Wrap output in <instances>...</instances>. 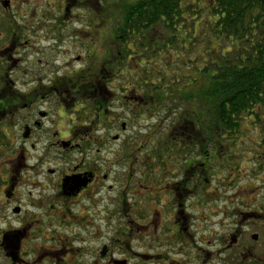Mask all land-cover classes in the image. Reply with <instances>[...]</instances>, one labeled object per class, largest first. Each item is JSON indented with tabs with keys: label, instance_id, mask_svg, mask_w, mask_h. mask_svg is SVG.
<instances>
[{
	"label": "flooded vegetation",
	"instance_id": "flooded-vegetation-1",
	"mask_svg": "<svg viewBox=\"0 0 264 264\" xmlns=\"http://www.w3.org/2000/svg\"><path fill=\"white\" fill-rule=\"evenodd\" d=\"M60 1L54 19L44 4L39 17L32 0H0V264H264V209L230 197L231 211L210 210V178L226 169L213 167L231 153L185 146L189 128L168 146L130 144L139 104L157 114L145 91L156 84L116 81L111 53L93 64L90 47L81 70L49 63V22L60 47L66 16L95 10Z\"/></svg>",
	"mask_w": 264,
	"mask_h": 264
},
{
	"label": "trees",
	"instance_id": "trees-1",
	"mask_svg": "<svg viewBox=\"0 0 264 264\" xmlns=\"http://www.w3.org/2000/svg\"><path fill=\"white\" fill-rule=\"evenodd\" d=\"M110 4L121 6L112 30L119 53L113 73L132 55L145 61L142 72L146 73L148 61L160 57L166 45H172L176 54L188 51L184 49L186 41L180 42L182 37L191 40V50L205 41L203 37L209 47L214 41L220 43L214 54L206 52L208 60L198 69L206 83L194 80L196 86L187 91L165 86V77L155 74L148 80L130 75L133 82H156L146 87L163 93L156 98L155 112H172L173 107L180 111L179 123L193 128L187 134L191 145H204L205 139L209 146H223L225 139L235 145L242 128L250 125L255 131L261 129L257 146H264V0H117ZM99 6L101 0H96L95 10ZM206 14L209 19L196 37V24L205 20ZM173 97L176 102L172 106ZM161 142L171 144L167 138Z\"/></svg>",
	"mask_w": 264,
	"mask_h": 264
},
{
	"label": "rangeland",
	"instance_id": "rangeland-1",
	"mask_svg": "<svg viewBox=\"0 0 264 264\" xmlns=\"http://www.w3.org/2000/svg\"><path fill=\"white\" fill-rule=\"evenodd\" d=\"M24 1L25 0H18L19 3H23ZM113 1L117 0H108V2H105V0H101V6L94 10L93 15L90 10L86 9L83 6L75 7L66 16V24L63 25L60 30V32L64 33V36L68 39L60 47L58 43H55V38L57 37L56 34L58 32L56 29L57 26L54 25V23L49 22L48 40L42 41L40 43L42 49L47 52L46 55H48L47 59L49 63L53 66L61 67L68 66L67 64L70 61H74V70H81L82 68H84V65L76 61V57L78 54H87V52L89 51L88 47H90V51L92 52L91 60L93 64L96 63L98 65L100 62L106 60L110 53L112 66L113 61L118 64L119 53L117 51V45H115L114 43L115 37L112 36V39H108V41H106L111 47H109L105 42L106 28H112L113 30L116 17L119 14V9L121 8L119 4H110L113 3ZM32 3L33 10L39 9V17H42L43 13V8H40L39 4H44L45 11H47L48 14L52 15L49 16V18L53 17L54 19L58 18V15H60L61 13V6H63V3L60 0H32ZM92 19L94 25L92 26L91 30H89L86 23L91 22ZM208 19L209 14H206V19L196 24V37H199V35H201L202 25L204 21ZM85 31H87L88 34L85 33ZM203 40L208 42L207 37H203ZM184 41H186L184 44V49H188V51L181 50L176 54V50L172 45H166V50H164L159 55L160 57L148 61L149 67L146 68V73L142 72L145 61L141 60V58L137 56H129V62L125 61L122 69L119 72L117 71L120 75L118 78H116V81H118L117 79H120L121 76H123V78L125 80H128L130 83L141 84V82H133L130 80H132V77L135 78L137 76L143 78L144 80H148L152 74H155L157 78L165 77L163 79V84L165 86H178L183 89V92L187 91V88H189V86H196L194 80H199L200 83L202 82L205 84V78L200 73H198V69L202 67L203 61L206 62L208 60V55L206 54V52L209 51L214 54L217 51V47L220 45V43L219 41H214L212 46L209 47L208 43H205L204 41L203 43H198L195 48L192 47L191 50V48L189 49L191 40L182 37L180 39V42L183 43ZM100 58L101 60H98ZM94 59H96L97 62H94ZM145 74L149 76L145 77ZM142 83L151 84V82L146 81H143ZM129 87L131 89H137L136 87H133L131 85ZM148 87L151 88L153 86L149 85ZM145 91H147V88H145ZM150 91H153L155 93V104H159V102L157 101L159 97L157 96L159 94L162 95L163 93L158 89H150ZM144 97L146 99V93ZM173 98L174 101H172L171 105H175L176 102L175 97ZM145 102L146 101L141 102L137 109V111L141 112L140 114L144 117L142 119H138V124L135 123L134 126H132V130L135 133L129 136L134 137V141L130 144H134L135 141L136 145L139 144L143 137H145V141H143V144L146 147L155 144L166 145V143L163 144L161 142V139L163 138H167L173 143L176 138L182 139V135L184 134L183 130H185L187 126H190L191 124L183 126V123H179L180 120H177V118L181 117V112H175L176 108L173 107L172 112L166 110L165 112L161 113L156 112L158 114H156L155 116H151L144 110ZM114 106L117 105L114 104ZM124 111V117L128 118L131 114V111L122 109L119 110L120 113H124ZM113 113H115V111H113ZM177 113L178 115L176 116L175 114ZM202 117H206V115L204 114L202 115ZM192 130L193 128L191 125L190 132H192ZM255 130V128L248 125L247 127L242 128V135H240L236 140L235 145H233L227 139L222 141L223 146L218 145V148L223 147V149L219 150L220 152L225 151L229 154L231 153V156L230 161H228V154L221 153L224 157L223 162H226V164H224L221 168H219L217 164L213 167V169L218 168L217 170H224V168H226L227 170L225 169V172L219 176L210 178V210L215 212L216 210H218V208L220 209V207H224L225 205L222 202L227 201V199H229L230 197H240V201L238 202V204L240 205V209H242V198H244L246 202L254 201L257 208L261 206V208L264 209V146H257V144L261 143L262 138L260 137L262 136V132L260 128L257 131ZM172 133H174L173 136ZM135 134H139V136L141 137L135 136ZM146 135L150 136L149 139ZM175 135H177V137H175ZM153 141L155 143H153ZM113 145L121 146L122 143L115 142V144L113 143ZM187 145H190V143L187 142L185 146ZM211 147L212 146H209L208 148V151L210 152H212ZM219 172L220 171H218L217 174ZM223 209H228L229 211H231L233 207H224ZM211 215L213 216L212 213ZM220 217L221 216L215 217L213 221H221L222 218Z\"/></svg>",
	"mask_w": 264,
	"mask_h": 264
}]
</instances>
